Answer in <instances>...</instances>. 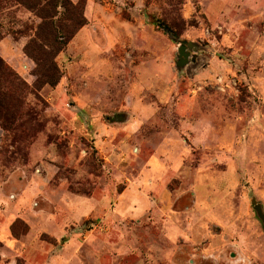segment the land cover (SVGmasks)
<instances>
[{"label": "rangeland", "instance_id": "obj_1", "mask_svg": "<svg viewBox=\"0 0 264 264\" xmlns=\"http://www.w3.org/2000/svg\"><path fill=\"white\" fill-rule=\"evenodd\" d=\"M39 1L0 0L26 62L0 58L30 90L27 121L0 122V264H264V2L96 0L152 29L91 52L86 0H41L86 20L53 69L23 50Z\"/></svg>", "mask_w": 264, "mask_h": 264}, {"label": "trees", "instance_id": "obj_2", "mask_svg": "<svg viewBox=\"0 0 264 264\" xmlns=\"http://www.w3.org/2000/svg\"><path fill=\"white\" fill-rule=\"evenodd\" d=\"M41 1V0H40ZM39 6L40 24L29 34V41L25 44L23 50L27 55L32 56L36 61L43 59H51V67L54 69L55 55L66 45L78 28L85 24L84 16H56L57 12H49V8H44L46 3ZM84 5L85 0H79L77 5ZM70 26V28H68ZM56 34H61V40H58ZM53 61V62H52ZM49 67V68H51ZM44 84H55L58 79L52 78L47 72L42 74ZM30 92L28 85L20 78L10 67L0 58V122L5 129H12L21 126L27 121L24 119L28 114V110L24 109L25 94ZM32 119V118H31ZM19 120H24L17 123ZM17 126H14V124Z\"/></svg>", "mask_w": 264, "mask_h": 264}, {"label": "crops", "instance_id": "obj_3", "mask_svg": "<svg viewBox=\"0 0 264 264\" xmlns=\"http://www.w3.org/2000/svg\"><path fill=\"white\" fill-rule=\"evenodd\" d=\"M262 1L264 2V0ZM106 5L107 3H100L99 1L96 0H86L85 13H86V18L88 20V24L80 29L78 35H80L81 41L85 44L84 46H86V48H88L89 51L94 52L97 51L98 49L103 51L107 49L106 46L108 45V41L110 43L115 40H120V38L123 39L124 37H126V35L129 36L131 35V38L128 40L130 41V43H132V45L137 46L134 38L138 35V32H142L141 34L151 33L150 31L152 28H150L148 25L143 26L142 24H140L139 26L132 20H128L122 16H97V14L99 13V12L97 13V11L104 12L102 10H104ZM207 17L212 21H216L220 18V16H216L213 18L211 16H207ZM231 18H233V16H231ZM232 20L236 23L234 19ZM94 25L96 26V28H94ZM92 31L97 36L96 41L94 39V33ZM0 45L6 49L11 59H14L15 57L18 58L19 60V62L17 63L18 65L21 62H26L24 59L20 57L21 46L16 44V42H14L13 40L2 38L0 40ZM104 65H105L104 63H100L99 61L96 64L92 65L90 69L88 67L87 70L81 74V77L86 80V87L82 96L83 99L85 100L89 99L90 92L92 91V89H94V86L97 83L96 80L97 76H99L100 73L107 74L108 70ZM162 69H163V64L160 63L161 72L159 73L160 76L158 79L160 83H163V79L167 81L166 76L162 77L163 76ZM166 71H167V67H166ZM7 219L8 218L5 217V220L0 223V228L2 226L4 227L6 226V222L8 221ZM2 235L3 234H0V236ZM30 248L33 249L34 246H30Z\"/></svg>", "mask_w": 264, "mask_h": 264}, {"label": "water", "instance_id": "obj_4", "mask_svg": "<svg viewBox=\"0 0 264 264\" xmlns=\"http://www.w3.org/2000/svg\"><path fill=\"white\" fill-rule=\"evenodd\" d=\"M189 43H190V42H189ZM186 47H187V46H186L185 44H180V45L178 46V56L180 57V59H181L182 62H186L187 57H188V55H189V52L186 51ZM255 209L257 210L258 214L263 218L264 215H263V213H262V211H261L260 206L257 205V206L255 207Z\"/></svg>", "mask_w": 264, "mask_h": 264}]
</instances>
